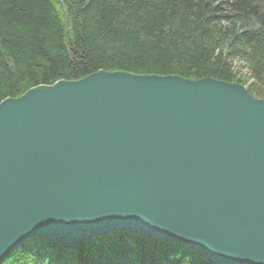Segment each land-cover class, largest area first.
<instances>
[{
  "label": "water",
  "instance_id": "1",
  "mask_svg": "<svg viewBox=\"0 0 264 264\" xmlns=\"http://www.w3.org/2000/svg\"><path fill=\"white\" fill-rule=\"evenodd\" d=\"M264 264V100L213 78L100 71L0 104V263L115 232Z\"/></svg>",
  "mask_w": 264,
  "mask_h": 264
},
{
  "label": "trees",
  "instance_id": "2",
  "mask_svg": "<svg viewBox=\"0 0 264 264\" xmlns=\"http://www.w3.org/2000/svg\"><path fill=\"white\" fill-rule=\"evenodd\" d=\"M100 71L213 78L264 100V0H0V104ZM0 264H210L115 232L80 247L33 237Z\"/></svg>",
  "mask_w": 264,
  "mask_h": 264
},
{
  "label": "bare ground",
  "instance_id": "3",
  "mask_svg": "<svg viewBox=\"0 0 264 264\" xmlns=\"http://www.w3.org/2000/svg\"><path fill=\"white\" fill-rule=\"evenodd\" d=\"M246 88V87H245Z\"/></svg>",
  "mask_w": 264,
  "mask_h": 264
}]
</instances>
